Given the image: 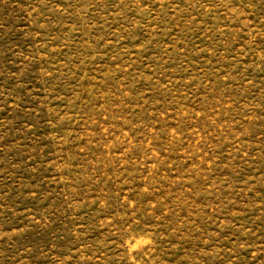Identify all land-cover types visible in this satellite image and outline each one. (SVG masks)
<instances>
[{"label":"rangeland","instance_id":"obj_1","mask_svg":"<svg viewBox=\"0 0 264 264\" xmlns=\"http://www.w3.org/2000/svg\"><path fill=\"white\" fill-rule=\"evenodd\" d=\"M0 264H264V0H0Z\"/></svg>","mask_w":264,"mask_h":264}]
</instances>
